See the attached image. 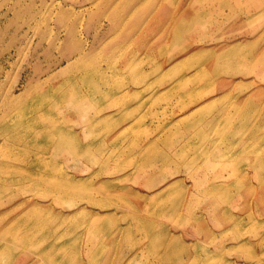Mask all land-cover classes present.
<instances>
[{
  "label": "rangeland",
  "instance_id": "obj_1",
  "mask_svg": "<svg viewBox=\"0 0 264 264\" xmlns=\"http://www.w3.org/2000/svg\"><path fill=\"white\" fill-rule=\"evenodd\" d=\"M0 264H264V0H0Z\"/></svg>",
  "mask_w": 264,
  "mask_h": 264
},
{
  "label": "bare ground",
  "instance_id": "obj_2",
  "mask_svg": "<svg viewBox=\"0 0 264 264\" xmlns=\"http://www.w3.org/2000/svg\"><path fill=\"white\" fill-rule=\"evenodd\" d=\"M217 60V59H216ZM215 63H216V61H215ZM217 64V63H216Z\"/></svg>",
  "mask_w": 264,
  "mask_h": 264
}]
</instances>
